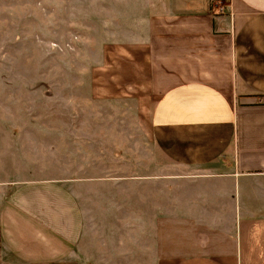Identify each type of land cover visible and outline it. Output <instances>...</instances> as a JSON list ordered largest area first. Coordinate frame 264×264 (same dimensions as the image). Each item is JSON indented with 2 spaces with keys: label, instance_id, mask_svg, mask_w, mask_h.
Segmentation results:
<instances>
[{
  "label": "crops",
  "instance_id": "obj_1",
  "mask_svg": "<svg viewBox=\"0 0 264 264\" xmlns=\"http://www.w3.org/2000/svg\"><path fill=\"white\" fill-rule=\"evenodd\" d=\"M121 3L91 83L134 104L132 173L0 179V264H264V0ZM109 179L131 188L96 211L130 213L131 233L98 253L78 183L92 207Z\"/></svg>",
  "mask_w": 264,
  "mask_h": 264
},
{
  "label": "rangeland",
  "instance_id": "obj_2",
  "mask_svg": "<svg viewBox=\"0 0 264 264\" xmlns=\"http://www.w3.org/2000/svg\"><path fill=\"white\" fill-rule=\"evenodd\" d=\"M121 1L0 0V179L131 175L143 139L134 104L96 98L91 83L103 43L131 21ZM111 180L91 184L106 193L92 207L78 183L84 241L98 253L115 250L113 234L131 233L130 213L96 211L131 188Z\"/></svg>",
  "mask_w": 264,
  "mask_h": 264
},
{
  "label": "built area",
  "instance_id": "obj_3",
  "mask_svg": "<svg viewBox=\"0 0 264 264\" xmlns=\"http://www.w3.org/2000/svg\"><path fill=\"white\" fill-rule=\"evenodd\" d=\"M219 3H220V12H221V13H226V12H228V11H226V6L223 5V2L219 1ZM229 13H230L231 15H233V11H230Z\"/></svg>",
  "mask_w": 264,
  "mask_h": 264
}]
</instances>
